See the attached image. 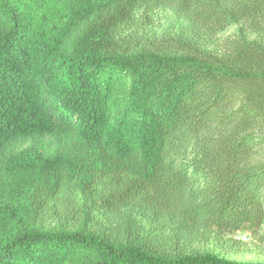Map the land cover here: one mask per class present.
Wrapping results in <instances>:
<instances>
[{"label":"trees","instance_id":"trees-1","mask_svg":"<svg viewBox=\"0 0 264 264\" xmlns=\"http://www.w3.org/2000/svg\"><path fill=\"white\" fill-rule=\"evenodd\" d=\"M242 232L264 245V0H0V264H255L188 249Z\"/></svg>","mask_w":264,"mask_h":264},{"label":"rangeland","instance_id":"rangeland-1","mask_svg":"<svg viewBox=\"0 0 264 264\" xmlns=\"http://www.w3.org/2000/svg\"><path fill=\"white\" fill-rule=\"evenodd\" d=\"M178 24L168 14H161L155 18L153 24L146 25L139 34L145 36L171 33L177 29ZM236 34V28H230L226 32L217 35L218 40L232 37ZM246 233H236L234 236L219 238L215 236L199 237L188 243V249L211 253L224 260L236 263L264 264V245H260L248 235L242 239Z\"/></svg>","mask_w":264,"mask_h":264},{"label":"built area","instance_id":"built-area-1","mask_svg":"<svg viewBox=\"0 0 264 264\" xmlns=\"http://www.w3.org/2000/svg\"><path fill=\"white\" fill-rule=\"evenodd\" d=\"M242 239H245V237L243 236Z\"/></svg>","mask_w":264,"mask_h":264}]
</instances>
